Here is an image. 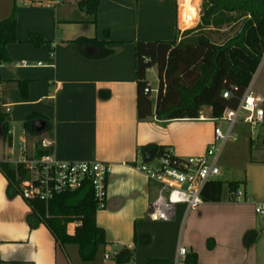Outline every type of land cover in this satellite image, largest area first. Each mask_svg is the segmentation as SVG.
<instances>
[{
  "label": "crops",
  "instance_id": "0c3cea01",
  "mask_svg": "<svg viewBox=\"0 0 264 264\" xmlns=\"http://www.w3.org/2000/svg\"><path fill=\"white\" fill-rule=\"evenodd\" d=\"M20 1L18 43L8 46L9 65L0 62V109L8 115L11 139L5 141L0 127V162H8L11 148L17 152L22 145L29 157H39L45 151L41 142L51 139L60 160L111 166L107 208L96 216L107 244L92 264H117L118 259L104 260L111 244L125 246L122 253L132 255L134 264H185L181 248L196 254L198 264H264V217L256 212L264 205V135L258 145L253 136L239 137L219 155L218 180L244 183L240 190L249 201L234 199L225 188L219 203L204 202L198 210L177 205L171 222L149 220L158 190L134 167L149 161L145 148H172L188 158L203 156L214 143L210 108L197 120L167 122L155 116L141 121L137 112L136 43L173 41L177 31L195 28L202 1H194L198 14L187 23L182 0H101L95 25L84 22L88 17L78 8L79 0ZM5 2L0 22L12 13V0ZM34 32L48 43L40 48L28 43ZM77 41L104 42L112 54L88 57L85 53L92 55L95 48L85 46L83 53ZM31 115L39 117L28 131ZM38 121L46 123L41 132ZM8 185L0 170V264H86L77 246H60L43 224L30 227L31 207L18 196L9 197ZM78 225L70 224L68 233ZM250 232L258 237L247 247Z\"/></svg>",
  "mask_w": 264,
  "mask_h": 264
},
{
  "label": "trees",
  "instance_id": "16d2710c",
  "mask_svg": "<svg viewBox=\"0 0 264 264\" xmlns=\"http://www.w3.org/2000/svg\"><path fill=\"white\" fill-rule=\"evenodd\" d=\"M177 1V0H176ZM199 24L177 35L173 41L137 42L135 45L137 76V112L141 121L156 117L160 121L197 120L204 108L212 110V118L219 119L228 108L236 109L251 86L257 74L264 54V0H201ZM101 0H79L78 8L88 19L84 22L95 25ZM18 7L15 5L7 19L0 22V59L9 61L8 46L18 43L17 39ZM239 30L222 43L211 37L224 28ZM28 43L36 48L48 42L37 32L31 34ZM85 53V46L95 48L88 57L104 58L112 54L106 49V43H84L77 41ZM157 69L159 78L158 95L155 102L151 99V90L147 81L148 71ZM237 89V91L235 90ZM231 92L230 99L224 93ZM8 115L0 109V127L4 131L5 141L9 136ZM39 117L27 118L25 129L32 131V123ZM264 143V138H263ZM167 148H145L148 156L161 155ZM45 150L42 154H48ZM0 170L7 178L8 195H18L15 181V169L7 162H0ZM244 183L209 182L202 197L206 203H219L223 199L225 187L230 194L240 190ZM32 214L28 217L32 229L45 225L55 237L57 243L66 247L79 248L81 260L86 264L95 262L100 250L106 246L105 231L98 227L97 205L90 186L74 193L55 198L47 206L34 201L29 204ZM79 223L74 234L68 233V226ZM258 234L250 232L245 236V245H253ZM212 247V244H209ZM132 255L122 253L117 264L130 262ZM185 264H198L196 254H188Z\"/></svg>",
  "mask_w": 264,
  "mask_h": 264
},
{
  "label": "built area",
  "instance_id": "2783aa9c",
  "mask_svg": "<svg viewBox=\"0 0 264 264\" xmlns=\"http://www.w3.org/2000/svg\"><path fill=\"white\" fill-rule=\"evenodd\" d=\"M264 65V54L261 66ZM22 66H28L23 63ZM237 91V89H235ZM147 93H153L151 89ZM158 93V90L156 91ZM231 92L224 93L225 99H230ZM10 110L7 108L6 110ZM216 123L214 143L206 154L198 157H178L172 148H167L161 155L150 156L149 161L137 163L134 167L145 174L149 182L156 185L157 196L151 201L148 218L153 222H171L176 216V207L185 205L189 210H198L204 204L202 197L205 186L218 180L221 176L219 155L228 142H237L240 126L247 125L252 129L264 126V96L257 94L250 86L244 93L236 109L228 108ZM227 124L223 131L222 124ZM43 150H51L39 157H29L24 145L19 151L12 147L8 164L15 169V181L18 185V195L28 204L38 201L49 206L55 198L74 193L90 186L98 211L107 208L108 182L111 166L99 161H63L54 152V141L43 140ZM234 199L248 200L243 191L232 193ZM257 214L264 217V205H259ZM125 246L108 245L104 252L106 262H115L122 254ZM188 250L181 248L179 257L186 259ZM134 264L131 258L130 262Z\"/></svg>",
  "mask_w": 264,
  "mask_h": 264
},
{
  "label": "rangeland",
  "instance_id": "374dc122",
  "mask_svg": "<svg viewBox=\"0 0 264 264\" xmlns=\"http://www.w3.org/2000/svg\"><path fill=\"white\" fill-rule=\"evenodd\" d=\"M5 1L6 0H0V7L4 6L6 4ZM34 1L35 2H37V1L41 2L42 1L43 3H49L47 1H50V0H34ZM194 1L195 0H193V4H194ZM193 4L190 7L189 11L187 12V14H190V15L187 16V18H185V22H187V23H192L193 20L196 18L197 14H198L197 5L195 4V6H193ZM15 5L18 7V11H19V7L23 6L22 2L20 0H18L17 2H16V0H12V11H13V8L15 7ZM27 6H30V5L27 4ZM3 8L4 7H2V9ZM196 23H197V21H196ZM183 28H186V27H183ZM224 30H225V33H218V35L220 34L219 36L217 34H213L211 36L213 38V40H215L216 42L225 41L227 38H229L232 35H234L239 30V27L236 26V27L231 28V29L224 28ZM221 34L224 35V40L222 39L221 36H223V35H221ZM0 62H1V60H0ZM1 63H3V62H1ZM4 64L5 65H9V63H7V62H4ZM147 81H148L150 87L154 90V92L151 95V99L153 100V102H155L156 99H157V95H158V93L155 92V90H158V88H159V78H158V73H157V69L156 68H152V69H150L148 71ZM252 90L255 93H257V94H261V95L264 96V65L259 68L257 74L255 75V77L253 79ZM221 128H222L223 131H226L227 130V124L223 123L221 125ZM235 131L238 133L241 141H243V139H245V138H248L250 140V138H252L251 136H253L255 141H256L255 144L258 145V144H261L260 143V141H261L260 139L264 135V126L260 127V128H257V129H252L250 126L243 125V126H240V128H236ZM225 188H227V187H225ZM17 196L22 198L19 195H17Z\"/></svg>",
  "mask_w": 264,
  "mask_h": 264
},
{
  "label": "bare ground",
  "instance_id": "6f19581e",
  "mask_svg": "<svg viewBox=\"0 0 264 264\" xmlns=\"http://www.w3.org/2000/svg\"><path fill=\"white\" fill-rule=\"evenodd\" d=\"M193 4V0H182V17L187 18V12Z\"/></svg>",
  "mask_w": 264,
  "mask_h": 264
},
{
  "label": "water",
  "instance_id": "95a60500",
  "mask_svg": "<svg viewBox=\"0 0 264 264\" xmlns=\"http://www.w3.org/2000/svg\"><path fill=\"white\" fill-rule=\"evenodd\" d=\"M35 127H36V130H37L38 132H41L42 130L45 129V127H46V123L43 122V121H38V122L35 123Z\"/></svg>",
  "mask_w": 264,
  "mask_h": 264
}]
</instances>
